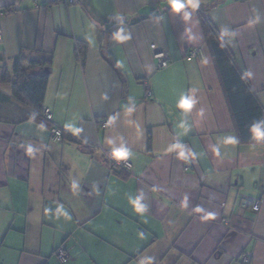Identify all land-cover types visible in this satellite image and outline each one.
Segmentation results:
<instances>
[{
    "label": "crops",
    "instance_id": "crops-1",
    "mask_svg": "<svg viewBox=\"0 0 264 264\" xmlns=\"http://www.w3.org/2000/svg\"><path fill=\"white\" fill-rule=\"evenodd\" d=\"M5 6L13 12L0 19V264H264V141L241 137L264 122L242 109L239 130L202 25L264 117V0H199L179 13L165 0ZM151 44L170 55L167 67L156 69ZM191 47L203 57L187 58ZM22 52L52 55L42 105L64 131L60 143L11 94ZM182 97L195 101L191 110L179 107ZM106 117L112 126L102 129ZM121 147L128 171L108 161Z\"/></svg>",
    "mask_w": 264,
    "mask_h": 264
},
{
    "label": "trees",
    "instance_id": "trees-1",
    "mask_svg": "<svg viewBox=\"0 0 264 264\" xmlns=\"http://www.w3.org/2000/svg\"><path fill=\"white\" fill-rule=\"evenodd\" d=\"M9 9V6L0 7V10ZM202 25L206 40L213 51L217 69L228 97L229 104H231V109L237 120V126L239 127V130L242 132L244 129V122H241L242 118H240L242 109H250L251 112L249 111V115L253 114L255 116L257 114V119H261L264 122L261 107L258 105L256 99L251 95V92L246 86L245 81L235 68L231 57L224 50L217 37L213 34V29L211 28L210 24L203 19ZM85 50L86 45L82 42H77V52L81 61L84 60ZM26 56L27 55L22 52L13 61L11 94L14 99L20 103L31 105L35 110V112L32 114L33 118H36L40 122L47 124L50 128L52 123L47 122L41 116V110L43 108L42 103L45 95L48 72L52 63V55L48 53H40L34 57ZM31 68H36L37 70L35 72H31ZM2 74L3 77H5L6 73L3 72ZM247 113L248 112H246L245 115H248ZM257 119H253V122H257ZM244 120H247V118ZM260 127L262 130H264L263 123L260 125ZM241 137L244 141H257L254 139L253 134L247 135L245 132H243L241 133ZM258 141H264V138Z\"/></svg>",
    "mask_w": 264,
    "mask_h": 264
},
{
    "label": "built area",
    "instance_id": "built-area-1",
    "mask_svg": "<svg viewBox=\"0 0 264 264\" xmlns=\"http://www.w3.org/2000/svg\"><path fill=\"white\" fill-rule=\"evenodd\" d=\"M49 1H53V2L58 1V2H61L65 5L73 4L76 2V0H49ZM10 12H13L12 8H10L9 10H0V19L2 18V16L6 15ZM1 35H2V31H1V27H0V41H1ZM150 47L152 50V57L155 61L156 69H162V68L167 67L168 64L171 62L170 55L166 51H164L163 49L158 48L155 44H151ZM186 57L187 58H193V59L194 58L201 59L203 57V51L200 47H191L187 50ZM147 94L150 95V90H147ZM41 116L47 122L52 123L50 128H49L51 141H53L55 143L62 142L64 131L59 126L53 124V113H52L51 108H49L47 106H43V108L41 110ZM110 118L111 117H106V118L99 120L98 121L99 127L102 129H106V128L111 127L112 126V119L110 122ZM108 161L111 165V168H113V169L119 168V169H123V170L128 171L132 167V164L128 159L118 161L110 155V156H108ZM259 207H260L259 201H255L251 205V208L254 211H257L259 209ZM54 256H55V259L57 260V262L62 263V262L67 260V258L69 257V254H68L67 250L65 249L64 245H60L55 249Z\"/></svg>",
    "mask_w": 264,
    "mask_h": 264
},
{
    "label": "clouds",
    "instance_id": "clouds-1",
    "mask_svg": "<svg viewBox=\"0 0 264 264\" xmlns=\"http://www.w3.org/2000/svg\"><path fill=\"white\" fill-rule=\"evenodd\" d=\"M165 2L170 6V10L173 13H179L182 9L185 8L186 5L191 7L192 9H196L198 6L199 0H165ZM188 15L189 14L185 12L184 18L187 19ZM127 38H128L127 36L121 35L120 31H117L115 33V39H117L118 41H123V40H126ZM194 104H195V101L192 99V97H187V98L182 97L179 103V107L183 109L185 112H187L191 110ZM111 119L112 118H110V122H111ZM66 127L72 128L71 125H67ZM72 130L74 134H78L81 131V129L79 128H72ZM251 131L253 133L254 139L260 140L264 138V130L261 129L260 125H254ZM109 143H111V141H109ZM226 143L235 144L236 140L234 137H229L226 139ZM175 147H179V145H176ZM28 151L31 152L32 149L29 148ZM129 154L130 153L127 149H125L124 147H121L119 149H115L111 155L114 159L119 161V160H126ZM179 155L183 157L184 156L183 151H181ZM132 203L134 205L136 212L142 213L144 211V206L139 203V198L134 200Z\"/></svg>",
    "mask_w": 264,
    "mask_h": 264
},
{
    "label": "water",
    "instance_id": "water-1",
    "mask_svg": "<svg viewBox=\"0 0 264 264\" xmlns=\"http://www.w3.org/2000/svg\"><path fill=\"white\" fill-rule=\"evenodd\" d=\"M105 43H106V41H105Z\"/></svg>",
    "mask_w": 264,
    "mask_h": 264
}]
</instances>
